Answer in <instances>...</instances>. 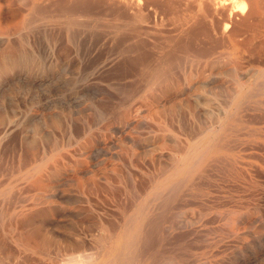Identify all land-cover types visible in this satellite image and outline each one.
Masks as SVG:
<instances>
[{
	"label": "rangeland",
	"instance_id": "374dc122",
	"mask_svg": "<svg viewBox=\"0 0 264 264\" xmlns=\"http://www.w3.org/2000/svg\"><path fill=\"white\" fill-rule=\"evenodd\" d=\"M30 1L0 0V264H66L68 260L72 262L73 258L74 263L77 260H83L77 261L79 264L83 262L85 264H169L170 262V264H264V119L256 125L249 117L251 109L264 101V89L261 87L256 92L248 91L254 79L252 75L262 76L260 80H264V50L259 58L254 59L249 56L247 40L251 28L248 27L249 25L245 28V25L248 22L251 26L252 22L246 16L247 12L243 20L242 14L230 11L242 3H247L252 6L253 11L258 8L262 12L264 0L263 2L217 0L218 3L216 0H204V4L200 2L201 5H198L197 0H177V3L175 0H163L164 2L141 0L139 8H132L124 0H104V2L103 0L102 2L100 0H57V2L54 0V4L58 7L52 6L53 3H46L47 5L43 3L38 7L39 11L47 7L43 12L48 14V17L45 14V18L43 12L36 10L41 15L39 18L38 14L32 11L33 18L36 14L38 16L35 20L32 18V12L28 13ZM222 2L229 7L226 5V8L222 10L219 6ZM65 4L70 10L65 13L66 16L63 19L64 14H61L59 6H65ZM204 5L208 10L206 11L208 16L204 14L206 13L203 11ZM248 5L247 9L250 7ZM43 7L45 8L42 10ZM55 7L59 9L61 16L63 15L61 17L57 14L60 21L56 15L54 17L51 15L59 13L58 10L55 11ZM143 8L144 10H141ZM71 9L74 10L72 13ZM52 10L55 12L52 13ZM11 11L16 14L14 15ZM211 11L212 14H210ZM90 12L91 14L95 12L96 15L93 16ZM214 12L218 15L217 17L214 16ZM198 13L201 14V18L197 16ZM236 14L241 17V22L246 21V23L239 24L240 18L238 16L236 18ZM29 15L30 18H28ZM69 15L77 19L71 18V21L74 20L71 23L68 19ZM137 15L141 16H138L140 21L134 23L138 20ZM229 15L231 28L226 29V32L228 30L233 32V29L238 28L241 34L246 31L243 36L238 33V30L236 31L240 38H245L242 39L244 42L239 37L235 38V42L240 40L241 42L238 43L243 42L242 45L229 43L227 39L229 33L220 35V32H225L223 27L228 24ZM232 15L233 19H231ZM130 16H136V18L132 17L136 20L129 18ZM220 16L225 19H221ZM258 16L257 14V18ZM55 17L59 21L56 26ZM203 17L206 18L205 21ZM48 18L50 21H47ZM67 19L68 23L65 22ZM209 19H211L210 23ZM213 19L224 21L221 23ZM261 20L264 21V15ZM132 22L136 24V27ZM40 23L46 24L45 27ZM199 23L201 26L198 25ZM68 24L71 25L68 26ZM238 24L242 27L243 24L245 25L242 28ZM103 25H108V29ZM263 25H260L258 29L260 32L264 28ZM242 29L245 31L241 32ZM207 30L211 34L207 35ZM102 32H120L121 34L118 37L116 33L114 37L113 34ZM149 32L152 34H148ZM155 32L156 41L153 40L154 44H152L151 38ZM162 32L164 36H160ZM187 32L191 34L188 35ZM157 34L161 42L156 38ZM144 36L146 39L143 38ZM221 37L224 44L221 42ZM117 38H121L118 39V42L121 40L120 43L117 42ZM147 38L151 40L152 46ZM217 38L221 40H218L220 43L216 42ZM179 40L182 42L179 43ZM155 43L159 45L154 46ZM125 44L126 46H123ZM161 44L165 45L161 46ZM119 45L123 46L122 49L125 47L124 49L130 51L128 53L126 52L128 50L122 51ZM163 47L167 48L169 54ZM160 48L161 50H158ZM137 51L141 57H137ZM145 51H149L148 54ZM118 53L121 58L116 55ZM151 55L153 60L150 59ZM142 56L147 58L138 63L141 58L143 59ZM158 57H163L166 61ZM167 59L171 63H168ZM129 60H131L130 63ZM131 68L132 70H129ZM160 68L165 71H163L165 75H160L162 73L159 72ZM153 70L156 72L154 73ZM231 74H233L232 78ZM159 75L162 78L169 75L170 77L167 76V78L170 79L168 81L164 78L167 82L162 81ZM191 78L192 82L189 85L182 83L185 79ZM236 78L243 79L246 84L239 100L241 101L239 113L233 116L235 111L233 85L236 86L234 81ZM156 81L160 82V86L154 84ZM151 86L154 87L153 91L150 90ZM176 86H179L181 92L179 89L171 90ZM227 92L233 100L227 96ZM150 96L151 100H149ZM220 100H223L222 103L225 101L224 104L220 103L221 107ZM233 101L234 104L231 105ZM211 109L217 110L213 112ZM145 114L149 118H145ZM127 116L130 118L128 119ZM165 116L168 117L169 122ZM236 118L239 121L235 122ZM212 119L214 120L211 121ZM162 121L164 126L161 125ZM180 123L187 128H183L179 125ZM199 128H201L200 131ZM161 129L165 131L162 132ZM202 129L205 130L202 131ZM213 129L217 130L215 134L218 137L212 141ZM175 132H178V135ZM210 141H212L211 146L208 148L205 160L198 163L191 172L171 178L167 185L158 188L159 184L179 166L180 149L182 150L179 147L191 149L194 146H204ZM252 146L256 150L260 148L263 152L255 151ZM244 148H246L245 151ZM176 149L179 153L178 150L175 151ZM251 153L263 163L255 160ZM160 155H162L161 158L158 157ZM166 156L171 159L168 160ZM165 168L168 169L165 170ZM159 169H163L164 174L161 175L162 172H159ZM158 214H160L159 218ZM156 217L158 220L155 219ZM144 224L146 226H143ZM110 229V233L113 234L110 236L111 239L107 240ZM145 239L146 243H144ZM149 239L153 244L156 242L157 247L153 246ZM150 245L152 250L149 248ZM85 249H88V254L94 253L89 254L90 256L97 258L94 260L88 257ZM137 255H139L138 259ZM182 255L185 256L182 257Z\"/></svg>",
	"mask_w": 264,
	"mask_h": 264
},
{
	"label": "bare ground",
	"instance_id": "6f19581e",
	"mask_svg": "<svg viewBox=\"0 0 264 264\" xmlns=\"http://www.w3.org/2000/svg\"><path fill=\"white\" fill-rule=\"evenodd\" d=\"M55 1L57 2V0H55ZM55 1H54V0H31V1H30V2H31V3H30V7H29V9H28V13H30V12H32V11H33L34 13H37V14H38V12H40V13H42L43 11L45 12V9H46L47 7H46V8L43 7L42 10L45 8L43 11H39L40 8H39V10H38V7L41 6L43 3H44V4H46V3H47V4H48V3H53V4H51L52 6H53V5H56V4H54ZM63 1H64V0H63ZM63 1H62V3H63ZM81 1H83V0H81ZM124 1H125L126 4L130 5L132 8H133V7H137V8H139L138 6H140L139 4H140V2H142L143 0H142V1H141V0H124ZM146 1L149 2L150 0H146ZM162 1H163V0H162ZM165 1H166V0H165ZM176 1H177V0H175V2H176ZM195 1H196V0H195ZM197 1H198V3H199L198 5H201L202 3L204 4V2H203L204 0H197ZM201 1H202V3H200ZM206 1H207V0H206ZM206 1H205V2H206ZM224 1H225V0H224ZM245 1L247 2L248 0H245ZM250 1H251V0H250ZM260 1H262V0H260ZM23 2H24V1H23ZM100 2H102V1L100 0ZM103 2H104V0H103ZM144 2H145V1H144ZM144 2H143V4H144ZM163 2H164V1H163ZM163 2H162V5H163ZM178 2H179V1H178ZM192 2H193V1H192ZM208 2H209V1H208ZM216 2H217V0H216ZM252 2H253V1H252ZM252 2H250V4H251ZM262 2H263V1H262ZM15 3H16V2H15ZM18 3H19V2H18ZM96 3H97V2H96ZM155 3H156V2H155ZM159 3H160V2H159ZM170 3H171V2H170ZM173 3H174V2H173ZM176 3H177V2H176ZM183 3H184V2H183ZM217 3H218V2H217ZM225 3H226V2H225ZM253 3H254V2H253ZM257 3H258V2H257ZM257 3H256V4H257ZM27 4H28V3H26V5H27ZM47 4H46V5H47ZM59 4H61L60 1H59ZM77 4H78V3H77ZM88 4H89V3H88ZM100 4H101V3H100ZM120 4H121V3H120ZM141 4H142V3H141ZM146 4H147V3H146ZM148 4H149V3H148ZM153 4H154V3H153ZM167 4H168V3H167ZM196 4H197V3H196ZM209 4H210V3H209ZM228 4H229V3H228ZM10 5H12V4H10ZM26 5H25V6H26ZM83 5H85V4H83ZM90 5H91V4H90ZM92 5H93V4H92ZM149 5H150V4H149ZM155 5H156V4H155ZM164 5H165V3H164ZM175 5H176V4H175ZM181 5H183V4L181 3ZM185 5H186V4H185ZM194 5H195V4H194ZM205 5H206V4H205ZM205 5H204V8L206 7ZM207 5H208V3H207ZM217 5H218V4H217ZM226 5H227V4H226ZM226 5L223 4V2H222V4H220L219 6H220V8L223 10V9L226 8ZM247 5H248L247 3H246V4H245V3H242L241 5H239L238 7H236V9H232V10H230V11H232V12H238V14H242V15H241V16H242V19H243V17L245 18V12H247L246 16H248V18H250V20H251V22H252V23L250 22V23H251V26H250V24H249L248 22H247V23H248V24H247L246 21H245V22H241V17H240L239 15H237V14H236V18H237V16H238V18H240V21H239V22H241V23H239V24L242 25V23H246V25L243 24V27H244V25H245V28H246L247 25H249L248 27L251 28L250 32H249V30H248V32H249V38H248L247 41H248V46H249V56L254 57V59H255V58H259L260 55L262 56V51L264 50V49H263V47H264V28H263L262 32H260V31L258 30L259 27H260V25L264 24V21L261 20V17H263V15H264V11L261 12V11L257 8V10H256V11L258 12V13H257L256 11H253V10H252V8H251L252 6H250V5H248V7L250 6V7H249L250 9H249V8L247 9V7H246ZM252 5H254V4H252ZM258 5H259V4H258ZM44 6H45V5H44ZM56 6L58 7V5H56ZM97 6H98V5H97ZM97 6H96V7H97ZM143 6H145V4H144ZM173 6H174V5H173ZM176 6L178 7V5H176ZM187 6H188V5H187ZM202 6H203V5H202ZM208 6H209V5H208ZM208 6H207V8H209ZM227 6H228V5H227ZM256 6H257V5H256ZM5 7H6V6H5ZM10 7H11V6H10ZM23 7H24V6H23ZM59 7H60V10H61L62 13L59 11V9H57V8L55 7V8H56L55 11L58 10L59 13L57 12L56 14L54 13V14H51V15H53V17H54L55 15L57 16V14H59L60 16H61V14H64V17H63V19H64L65 16H66L65 13L68 12V11L70 10V9H69V6L66 7V4H65V6H62V5H61V6H59ZM86 7H87V5H86ZM128 7H129V6H128ZM146 7H147V6H146ZM159 7H160V6H159ZM185 7H186V6H185ZM228 7H229V6H228ZM228 7H227V8H228ZM231 7H232V6H231ZM253 7H255V5H254ZM257 7H258V6H257ZM262 7H263V10H264V4H263ZM27 8H28V7H27ZM70 8H71V6H70ZM74 8H75V7H74ZM87 8H88V7H87ZM165 8H166V7H165ZM199 8H201V7H199ZM202 8H203V7H202ZM204 8H203V11H205V12L208 11L206 8H205L206 10H204ZM18 9H19V8H18ZM24 9H25V8H24ZM48 9H49V8H48ZM48 9H47V10H48ZM51 9H52V8H51ZM82 9H83V8H82ZM105 9H106V8H105ZM124 9H125V8H124ZM163 9H164V8H163ZM177 9H178V8H177ZM195 9H196V8H195ZM260 9H262V8H260ZM20 10H21V8H20ZM20 10H19V11H20ZM25 10H26V9H25ZM36 10H38V12H37ZM72 10H73V9H71V13H72ZM77 10H78V8H77ZM108 10H109V9H108ZM127 10H128V8H127ZM134 10H136V9H134ZM141 10H144V8L141 9ZM155 10H156V9H155ZM157 10H158V9H157ZM171 10H173V9H171ZM181 10H182V9H181ZM200 10H202V9H200ZM216 10H218V9H216ZM15 11H16V10H15ZM22 11H24V10H22ZM53 11H54V10H52V13H53ZM55 11H54V12H55ZM73 11H74V10H73ZM75 11H76V10H75ZM89 11H90V10H89ZM89 11H87V12H89ZM131 11H132V10H131ZM158 11H159V10H158ZM167 11H168V10H167ZM184 11H185V9H184ZM209 11H210V10H209ZM226 11H227V10H226ZM230 11H229V12H230ZM11 12H14V11H11ZM33 12H32V18L34 17V16H33V15H34ZM44 12H43V13H44ZM79 12H80V11H79ZM104 12H105V11H104ZM137 12H138V11H137ZM142 12H143V11H142ZM142 12H141L140 14H142ZM145 12H146V11H145ZM162 12H163V11H162ZM198 12H199V10H198ZM200 12H201V11H200ZM22 13H23V12H22ZM40 13L38 14V16L40 15ZM60 13H61V14H60ZM98 13H99V12H98ZM106 13H107V12H106ZM133 13H134V12H133ZM178 13H179V12H178ZM202 13H203V12H202ZM209 13H210V12H209ZM225 13H226V12H225ZM225 13H223V14L225 15ZM11 14H12V13H11ZM15 14H16V13L14 12V15H15ZM30 14H31V13H30ZM37 14H36V17H38ZM45 14H46V13H44L43 15L45 16ZM67 14H68V13H67ZM69 14H70V13H69ZM74 14H76V12H75ZM78 14H79V13H78ZM78 14H77V15H78ZM80 14H81V13H80ZM80 14H79V15H80ZM90 14H91V12H90ZM94 14H95V12H94ZM94 14H91V15L94 16ZM138 14H139V13H138ZM145 14H146V13H145ZM154 14H155V13H154ZM154 14H153V16H154ZM166 14H167V13H166ZM168 14H169V13H168ZM174 14H176V12H174ZM198 14H200V13H198ZM198 14H197V16H198L199 18H201V14H200V16H199ZM204 14H205L206 16H208L207 12L204 13ZM210 14H212V11H211ZM218 14H220V13H218ZM243 14H244V15H243ZM257 14L259 15L258 18H257ZM43 15H42V16H43ZM59 15L57 16L58 19L60 18ZM70 15H72V14H70ZM70 15H69V16H70ZM95 15H96V14H95ZM107 15H108V14H107ZM113 15H114V14H113ZM119 15H120V14H119ZM134 15H135V14H134ZM171 15H172V14H171ZM215 15H216V17L218 16V15L214 12V16H215ZM220 15H221V14H220ZM233 15H234V14H233ZM233 15H232V18H231V19H233ZM21 16H22V15H21ZM40 16H41V15H40ZM40 16H39V18H41ZM44 16L42 17L43 19H44ZM46 16L48 17L49 15L46 14ZM46 16H45V18H46ZM62 16H63V15H62ZM62 16H61V17H62ZM84 16H85V14H84ZM111 16H112V15H111ZM117 16H118V15H117ZM138 16H140V15H137V18H138ZM145 16H146V15H145ZM153 16H152V17H153ZM157 16H158V15H156V17H157ZM162 16H163V15H162ZM173 16H174V15H173ZM206 16H205V17H206ZM209 16H210V15H209ZM225 16H226V15H225ZM27 17H28V16H27ZM30 17H31V16L29 15L28 18H30ZM36 17H35V18H36ZM51 17H52V16H51ZM67 17H68V16H67ZM78 17H79V16H78ZM86 17H87V16H86ZM132 17H134V16H130L129 18H132ZM140 17H141V16H140ZM143 17H144V16H143ZM149 17H150V16H149ZM154 17H155V16H154ZM234 17H235V16H234ZM20 18H21V17H20ZM32 18H31V19H32ZM35 18H33V20H35ZM39 18H38V22H39ZM71 18L74 19V17L70 16V17H68L69 21H71V20H70ZM80 18H81V17H80ZM82 18H83V17H82ZM82 18H81V19H82ZM88 18H89V15H88ZM96 18H97V17H96ZM103 18H104V17H103ZM109 18H110V17H109ZM115 18H116V15H115ZM134 18H136V16H135ZM199 18H198V19H199ZM208 18H209V17H208ZM220 18L223 19L224 17H221V16H220ZM246 18H247V17H246ZM248 18H247V19H248ZM52 19H53V18H52ZM54 19H56V17H55ZM54 19H53V21H54ZM68 19H67L65 22L68 23ZM73 19H72V20H73ZM75 19H77V18H75ZM75 19H74V20H75ZM101 19H102V18H101ZM113 19H114V18H113ZM113 19H112V20H113ZM117 19H118V18H117ZM132 19H133V18H132ZM146 19H147V18H146ZM146 19H145V20H146ZM202 19L205 21L206 18L204 19V17H203ZM221 19H220V20H219V19H216V20L213 19V21H214V20H215V21H218V20H219L218 22H220ZM224 19H225V18H224ZM234 19H235V18H234ZM26 20H27V19H26ZM26 20H25V21H26ZM33 20H32V21H33ZM41 20H42V19H41ZM41 20H40V21H41ZM48 20L50 21L49 18L47 19V21H48ZM74 20H73V21H74ZM84 20H85V19H84ZM102 20H103V19H102ZM133 20H136V19H133ZM162 20H163V19H162ZM186 20H187V19H186ZM210 20H211V19L208 20L209 23L211 22ZM243 20H244V19H243ZM20 21H21V20H20ZM20 21H19L18 23H20ZM27 21H28V20H27ZM29 21H30V19H29ZM44 21H46V20L44 19ZM44 21H42V22L44 23ZM53 21H52V22H53ZM59 21H60V19H59ZM59 21H58L57 19L55 20V22H56V23H55V26H56V24L59 23ZM61 21H62V20H61ZM73 21H71V23H72ZM109 21H110V20H109ZM127 21H128V20H127ZM127 21H126V22H127ZM136 21H137V22H134V23H139L138 21H140V19L138 18V20H136ZM141 21H142V19H141ZM151 21H152V20H151ZM208 21H207V22H208ZM223 21H224V20H222L221 23H223ZM247 21H248V20H247ZM62 22H63V21H62ZM62 22H60V23H62ZM65 22H64V23H65ZM113 22H115V21H113ZM164 22H165V21H164ZM186 22H187V21H186ZM198 22H199V21H198ZM207 22H206V23H207ZM227 22H228V24H226V25L224 24L225 26L223 27V31H225V32H220V33H221V34H220L221 36L224 35L225 33H229V37H228L227 39H228L229 43H232V44H233V43H236V44H237L240 40L245 39V38H242V37L240 38V37H239L240 35L243 36V34L246 32V31L243 30V29H242V31H241V30H240V31H241V32L245 31V32H243V34H241V33L239 32V28H238V29L236 28V29L238 30V33H239L240 35L236 32L237 30H234V29H233V32H231L232 30H231V31L228 30L229 32H228V31L226 32V29H228V28L230 29V28H231V27H229V23H230V15H229V17H227ZM227 22H225V23H227ZM231 22H232V21H231ZM236 22H238V21H236ZM28 23H29V22H28ZM34 23H35V22H34ZM36 23H37V22H36ZM43 23H40V24H42L41 26L46 25V24H43ZM49 23H50V22H49ZM78 23H79V22H78ZM84 23H85V22H84ZM109 23H110V22H109ZM127 23H128V22H127ZM159 23H160V22H159ZM187 23H188V22H187ZM213 23H214V22H213ZM213 23H212V24H213ZM233 23H235V21H234ZM25 24H27V22H25ZM40 24H39V25H40ZM51 24H52V23H51ZM53 24H54V23H53ZM74 24H75V22H74ZM74 24H72V26H73ZM79 24H80V23H79ZM103 24H104V23H103ZM111 24H112V23H111ZM128 24H129V23H128ZM132 24H133V22H132ZM140 24L143 25L144 23H143V24L140 23ZM156 24H158V23H156ZM163 24H164V23H163ZM188 24H189V23H188ZM201 24H202V23H201ZM203 24H204V22H203ZM239 24H238V26H240ZM10 25H11V24H10ZM27 25H28V24H27ZM36 25H37V24H36ZM47 25H48V24H47ZM60 25H61V24H60ZM62 25H63V24H62ZM66 25H67V24H66ZM70 25H71V24H68V26H70ZM135 25H136V24H135ZM135 25L133 24V26H135ZM185 25H186V24H185ZM198 25L201 26L200 23H199ZM205 25H206V24H205ZM213 25L215 26V24H213ZM213 25H212V26H213ZM216 25H217V23H216ZM236 25H237V23H236ZM52 26H53V25H52ZM58 26H59V25H58ZM76 26H77V25H76ZM83 26H84V25H83ZM107 26H108V25H107ZM107 26H104V25H103V27H107ZM149 26H150V25H149ZM155 26H157V25H155ZM181 26H183V25H181ZM199 26H197V28H198ZM210 26H211V25H210ZM218 26H219V25H218ZM231 26H232V25H231ZM263 26H264V25H263ZM5 27H6V26H5ZM44 27H45V26H44ZM46 27H47V26H46ZM60 27H61V26H60ZM85 27H86V26H85ZM110 27H111V26H110ZM114 27H115V25H114ZM135 27H136V26H135ZM144 27H145V26H144ZM178 27H179V25H178ZM203 27H204V26H203ZM203 27H202V28H203ZM220 27H221V25H220ZM232 27H233V26H232ZM235 27H237V26H235ZM235 27H234V28H235ZM240 27H242V26H240ZM243 27H242V28H243ZM11 28H12V27H11ZM24 28H25V27H24ZM49 28H50V27H49ZM57 28H58V27H57ZM68 28H69V27H68ZM78 28H79V27H78ZM94 28H95V27H94ZM170 28H171V27H170ZM179 28H180V27H179ZM209 28H210V27H209ZM215 28H217V27L215 26ZM46 29H47V28H46ZM50 29H51V28H50ZM60 29H61V28H60ZM103 29H104V28H103ZM107 29H108V27H107ZM112 29H114V28H112ZM177 29H178V28H177ZM187 29H188V28H187ZM219 29H220V28H219ZM10 30H11V29H10ZM56 30H57V29H56ZM76 30H77V29H76ZM158 30H159V29H158ZM189 30H191V29H189ZM213 30H215V29H213ZM6 31H8V30H6ZM131 31H132V30H131ZM144 31H145V30H144ZM147 31H148V30H147ZM152 31H153V30H152ZM169 31H170V30H169ZM171 31H172V30H171ZM183 31H184V30H183ZM193 31H194V30H193ZM204 31H205V30H204ZM209 31H210V30H209ZM234 31H235V32H234ZM4 32H5V31H4ZM50 32H51V31H50ZM69 32H70V31H69ZM134 32H135V31H134ZM140 32H141V31H140ZM78 33H79V32H78ZM94 33H95V32H94ZM94 33H93V34H94ZM96 33H98V32H96ZM96 33H95V34H96ZM102 33H105V34H106V33H109V34H111V35H112V34H113V35H114V34L116 35V33H117V34H118V37H119V34H121L120 32H102ZM102 33H101V34H102ZM124 33H125V32H124ZM127 33H128V32H127ZM142 33H143V32H142ZM142 33H141V35H143ZM145 33H146V32H145ZM157 33H159V32L157 31ZM165 33H167V34L169 35L168 32L165 31ZM172 33H173V32H172ZM172 33H171V34H172ZM183 33H184V32H183ZM187 33H188V32H187ZM189 33H190V32H189ZM189 33H188V35H189ZM198 33H200V32H198ZM207 33H208V30H207ZM214 33H215V32H214ZM216 33H217V32H216ZM218 33H219V31H218ZM76 34H77V33H76ZM129 34H130V33H129ZM146 34H147V33H146ZM148 34H150V32H149ZM151 34H152V32H151ZM151 34H150V35H151ZM184 34H186V33H184ZM184 34H183V35L181 34V35L184 36ZM190 34H191V33H190ZM194 34H195V33H194ZM204 34H205V33H204ZM209 34H211V33H208L207 35H209ZM58 35H59V34H58ZM115 35H114V37H115ZM132 35H134V33H132ZM141 35H140V36H141ZM154 35H156V32L153 33V35H152V36H153V37L151 38V39H152V44H154V43H153V42H154L153 40L156 41ZM158 35H159V34H157V36H156L157 39L160 38ZM168 35H166V36H167L166 38H168ZM186 35H187V34H186ZM197 35H198V34H197ZM59 36H60V35H59ZM94 36H95V35H94ZM105 36H106V35H104V37H105ZM123 36H124V35H123ZM146 36H149V35H146ZM160 36H164L163 32H162V35H160ZM173 36L175 37V34H174ZM179 36H180V35H179ZM179 36H178V37H179ZM192 36H193V32H192ZM204 36L206 37V34H205ZM213 36H217V35H214V34H213ZM244 36H245V35H244ZM247 36H248V35H247ZM54 37H55V36H54ZM84 37H85V35H84ZM102 37H103V36H102ZM104 37H103V38H104ZM150 37H151V36H150ZM150 37H149V39H150ZM169 37L172 38V36H169ZM180 37H181V36H180ZM211 37H212V36H211ZM211 37H208V38L212 39ZM237 37H239L240 40L238 39L239 41H238V42H237V41L235 42V40H236L235 38H237ZM48 38H49V36H48ZM52 38H53V37H52ZM76 38H78V37L76 36ZM95 38H96V37H95ZM106 38H107V37H106ZM121 38H122V37H121ZM121 38H117V39H116L117 42H118V39H121ZM125 38H126V37H125ZM143 38L146 39L145 36H144ZM166 38H165L164 40H166ZM191 38H192V37H191ZM191 38H189V39H191ZM221 38H222V37H221ZM57 39H58V38H57ZM57 39H56V40H57ZM59 39H60V38H59ZM129 39H130V38H129ZM137 39H138V37H137ZM140 39H141V38H140ZM145 39H143V41H144ZM149 39L147 38L148 41H149ZM161 39H163V38L161 37ZM176 39H178V38H176ZM176 39H175V40H176ZM180 39H181V38H180ZM61 40H62V39H61ZM97 40H100V39L97 38ZM106 40H107V39H106ZM122 40H123V39H122ZM127 40H128V39H127ZM147 40H145V41H147ZM168 40H169V39H168ZM181 40H182V39H181ZM181 40H179L178 42L180 43ZM214 40H215V39H214ZM216 40H217V41H216ZM216 40H215V41H216L217 43H218L219 41H221V40H219L218 38H217ZM218 40H219V41H218ZM120 41H121V40H120ZM120 41H119L118 43H120ZM139 41H140V40H139ZM143 41H142V42H143ZM158 41L161 42L160 39H159ZM170 41H171V40H170ZM170 41H169V42L167 41V42H168V43H171ZM208 41H209V40H208ZM212 41H213V40H211V42H212ZM223 41H224V40H223V38H222V41H221V42L224 44ZM242 41L244 42V40H242ZM56 42H57V41H56ZM95 42H96V40H95ZM97 42H98V41H97ZM167 42H166V43H167ZM172 42H173V41H172ZM181 42H182V41H181ZM187 42H188V41H187ZM200 42H201V41H200ZM240 42H241V41H240ZM240 42H239V43H240ZM243 42H242V43H243ZM245 42H246V41H245ZM81 43H83V42H81ZM90 43H91V42H90ZM125 43H127V42H125ZM144 43H145V42H144ZM144 43H143V44H144ZM148 43L151 45V40H150ZM148 43H147V44H148ZM156 43H157V42H156ZM156 43H155L154 46L159 45V43H158L157 45H156ZM198 43H199V42H198ZM213 43H214V42H212L211 44H213ZM219 43H220V42H219ZM222 43H221V44H222ZM225 43H226V42H225ZM239 43H238V45H242V43H241V44H239ZM122 44H123V43H122ZM149 44H148V46H149ZM162 44H163V43H162ZM162 44H161V46H164V45H165V44H164V45H162ZM171 44H172V43H171ZM177 44H178V43H177ZM188 44H189V43H188ZM200 44H201V43H200ZM209 44H210V43H209ZM223 44H222V46H223ZM243 44H244V43H243ZM58 45H59V43H58ZM58 45H57V47H58ZM79 45H80V44H79ZM82 45H83V44H82ZM93 45H94V44H93ZM127 45H128V44H127ZM140 45H141V44H140ZM189 45H190V44H189ZM204 45H206V44H204ZM216 45H217V44H216ZM119 46H120V45H119ZM123 46H126V44L123 45ZM123 46H120V48L123 47ZM142 46H144V45H142ZM151 46H152V45H151ZM170 46H171V45H170ZM218 46H219V45H218ZM246 46H247V45H246ZM60 47H61V46H60ZM63 47H64V46H63ZM106 47H107V46H106ZM106 47H105V48H106ZM137 47H138V46H137ZM145 47H146V45H145ZM159 47H160V46H158V48H159ZM165 47H166V46H165ZM179 47H180V46H179ZM184 47H185V46H184ZM184 47H183V48H184ZM211 47H212V46H211ZM215 47H216V46H215ZM241 47H242V46H241ZM244 47H245V46L243 45V48H244ZM124 48H125V47H124ZM124 48H123V49H124ZM126 48H127V47H126ZM128 48H130V47L128 46ZM138 48H140V47H138ZM138 48H137V49H138ZM142 48H143V47H142ZM152 48H153V47H152ZM161 48H162V47H161ZM161 48L158 49V50H161ZM209 48H210V47H209ZM62 49H63V48H62ZM80 49H81V48H80ZM103 49H104V48H103ZM121 49H122V48H121ZM121 49H120V50H121ZM123 49H122V51H124V50H128V51H126L127 53L130 51L129 49H124V50H123ZM163 49H164V47H163ZM163 49H162V50H163ZM166 49H167V48H166ZM166 49H164V50H166ZM178 49H179V51H180V48H178ZM178 49H177V50H178ZM189 49H190V48H189ZM198 49H199V48H198ZM198 49H196V50H198ZM217 49H218V47H217ZM246 49H247V47H246ZM55 50H56V49H55ZM57 50H58V49H57ZM67 50H68V49H67ZM92 50H93V49H92ZM101 50H102V49H101ZM108 50H109V49H108ZM110 50H111V49H110ZM120 50H119V51H120ZM142 50H143V49H142ZM153 50H155V48H154ZM201 50H202V49H201ZM204 50H205V49H204ZM211 50H212V49H211ZM215 50H216V49H215ZM59 51H60V50H59ZM59 51H58V52H59ZM81 51H82V50H81ZM119 51H118V52H119ZM166 51L168 52V50H166ZM244 51H245V50H244ZM100 52H101V51H100ZM116 52H117V51H116ZM120 52H121V51H120ZM124 52H125V51H124ZM138 52H139V51H137V53H136V54H138L137 57L141 55V54H139ZM145 52H147V51H145ZM145 52H143L144 55L142 54L144 57H145ZM148 52H149V51H148ZM148 52H147V54H148ZM183 52H184V51H183ZM201 52H202V51H201ZM201 52H200V53H201ZM91 53H92V52H91ZM102 53H103V52H102ZM140 53H142V51H141ZM156 53H158V52H156ZM159 53H160V52H159ZM163 53H164V52H163ZM176 53H177V52H176ZM181 53H182V52H181ZM191 53H192V51H191ZM198 53H199V52H198ZM198 53H197V54H198ZM227 53H229V52H227ZM231 53H232V52H231ZM70 54H71V53H70ZM122 54H123V53H122ZM122 54H121V55H122ZM149 54H150V53H149ZM168 54H169V52H168ZM218 54H220V53H218ZM68 55H69V54H68ZM96 55H97V54H96ZM112 55H113V54H112ZM116 55H119V53L116 54ZM123 55H124V54H123ZM126 55H128V54H126ZM126 55H125V56H126ZM129 55H130V54H129ZM174 55H175V54H174ZM193 55H194V54H193ZM198 55H199V54H198ZM247 55H248V54H247ZM66 56H67V55H66ZM84 56H85V55H84ZM143 56H142V57H143ZM151 56H152V55H151ZM154 56H155V54H154ZM164 56H165V55H164ZM178 56H179V55H178ZM201 56H203V55H201ZM227 56H228V55H227ZM110 57H112V56L110 55ZM118 57L121 58L120 55H119ZM140 57H141V56H140ZM144 57H143V59L141 58V61H139V62L137 61V62H138V63H141L144 59L147 58V57H146V58H144ZM149 57H150V56H149ZM160 57H161V56H160ZM179 57H180V56H179ZM263 57H264V55H263ZM119 58H118V59H119ZM158 58H159V57H158ZM223 58H224V57H223ZM243 58H244V57H243ZM125 59H126V58H125ZM125 59H124V62H125ZM150 59L153 60V56L150 57ZM159 59H163V57H162V58H159ZM207 59H208V58H207ZM217 59H218V58H217ZM224 59H225V58H224ZM232 59H235V58H232ZM250 59H251V58H250ZM263 59H264V58H263ZM61 60H62V59H61ZM92 60H93V59H92ZM127 60H128V59H127ZM134 60H135V59H134ZM136 60H139V59H136ZM147 60H148V59H147ZM154 60H155V59H154ZM157 60H158V59H157ZM175 60H177V59L175 58ZM182 60H183V59H182ZM189 60H190V59H189ZM218 60H219V59H218ZM218 60H217V61H218ZM227 60H229V59H227ZM258 60L261 61L260 59H258ZM88 61H89V60H88ZM120 61H121V59H120ZM130 61H131V60H129V63H130ZM144 61H145V60H144ZM161 61H162V60H161ZM163 61H166V60L163 59ZM167 61H168V63L170 62L169 59H167ZM190 61H191V60H190ZM203 61H204V60H203ZM203 61H202V62H203ZM252 61H253V60H252ZM134 62H135V61H134ZM137 62H136V63H137ZM148 62H149V61H148ZM172 62H173V61H172ZM187 62H188V61H187ZM209 62H210V61H209ZM231 62H232V61H231ZM249 62H250V61H249ZM117 63H118V62H117ZM122 63H123V61H122ZM125 63H127V62H125ZM129 63H128V64H129ZM131 63L133 64V62H131ZM145 63H147V62H145ZM145 63H144V64H145ZM157 63H158V62H157ZM161 63H162V62H161ZM170 63H171V62H170ZM108 64H109V63H108ZM113 64H114V63H113ZM149 64H150V63H149ZM162 64H165V63H162ZM181 64H182V63H181ZM193 64L196 65V63H193ZM230 64H231V63H230ZM238 64H239V63H238ZM116 65H117V64H116ZM136 65H139V64H136ZM168 65H169V64H168ZM174 65H175V64H174ZM127 66H128V65H127ZM127 66H126V67H127ZM130 66H131V65H130ZM147 66H148V65H147ZM147 66H146V67H147ZM162 66H163V65H162ZM165 66H166V64H165ZM171 66H172V65H171ZM233 66H235V65H233ZM121 67H123V66L121 65ZM121 67H120V69H121ZM134 67H135V66H134ZM163 67H164V66H163ZM166 67L168 68V66H166ZM169 67H170V66H169ZM241 67H242V66H241ZM84 68H85V67H84ZM90 68H91V67H90ZM112 68H113V66H112ZM124 68H125V67H124ZM137 68H138V67H136V69H137ZM157 68H158V67H157ZM171 68H172V67H171ZM174 68H175V67H174ZM237 68H238V67H237ZM247 68H248V66H247ZM134 69H135V68H134ZM144 69H145V68H144ZM150 69H151V68H150ZM154 69H155V68H154ZM160 69H161V68H160ZM169 69H170V68H169ZM191 69H192V68H191ZM198 69H199V68H198ZM232 69H233V68H232ZM248 69H250V67H249ZM122 70H124V69H122ZM129 70H132V68L129 69ZM148 70H149V69H148ZM156 70H157V69H156ZM161 70H162V69H161ZM161 70H159V72H162V73H163L164 70H162V71H161ZM170 70H171V69H170ZM185 70H186V69H185ZM194 70H195V69H194ZM240 70H241V69H240ZM114 71H115V68H114ZM124 71H125V70H124ZM127 71H128V70H127ZM141 71H143L142 68H141ZM144 71H145V70H144ZM151 71H152V69H151ZM153 71H154V70H153ZM173 71H174V69H173ZM192 71H193V70H192ZM226 71H227V70H226ZM228 71H229V70H228ZM1 72H2V70H1ZM115 72H116V71H115ZM117 72H118V71H117ZM120 72H121V71H120ZM134 72H135V71H134ZM136 72H137V71H136ZM145 72H146V71H145ZM155 72H156V71H154V73H155ZM157 72H158V71H157ZM164 72H165V71H164ZM197 72H198V70H197ZM122 73H123V77H124V72L122 71ZM131 73H132V71H131ZM143 73H144V72H143ZM148 73H149V72H148ZM154 73H153V74H154ZM162 73L160 74L161 76H162V75H165L164 73H163V74H162ZM170 73H171V72H170ZM173 73H174V72H173ZM234 73L236 74L237 72H234ZM94 74H95V70H94ZM135 74H136V73H135ZM145 74H146V73H145ZM149 74H150V73H149ZM194 74H195V73H194ZM194 74H192V75H194ZM198 74H199V73H198ZM198 74H197V75H198ZM250 74H251V73H250ZM260 74H262V73H260ZM263 74H264V73H263ZM142 75H143V74H142ZM154 75H157V74H154ZM160 75H159V76H160ZM185 75H188V74H185ZM190 75H191V74H190ZM231 75H232V76H231V78H232V77H233V74H231ZM238 75H240V74H238ZM241 75H242V74H241ZM248 75H249V74H248ZM248 75H247V76H248ZM136 76H137V75H136ZM161 76H160V78L162 79V81H165L166 79L164 80V78H167V76H169V75H166V77H163V78H162ZM173 76H174V75H173ZM249 76H250V75H249ZM96 77H97V76H96ZM120 77H121V76H120ZM149 77H150V76H149ZM156 77H157V76H155V78H156ZM169 77H170V76H169ZM187 77H189V75H188ZM252 77H253L254 79H253L252 84H251L250 87L248 88V91H255V92H256L257 89H259V88H261V87L264 89V80H263V81L260 80V77H262V76H255V75L253 76V75H252ZM263 77H264V76H263ZM116 78H117V77H116ZM124 78H125V77H124ZM128 78H129V77H128ZM139 78H140V75H139ZM243 78H244V76H243ZM245 78H246V77H245ZM247 78H248V77H247ZM250 78H251V77H250ZM107 79H108V78H107ZM118 79L120 80V78H118ZM141 79H143V78H141ZM158 79H159V78H158ZM169 79H170V78H169ZM169 79L167 78L168 81H169ZM174 79H175V78H174ZM104 80H105V79H104ZM108 80H109V79H108ZM112 80H113V79H112ZM143 80H144V79H143ZM151 80H153V79H151ZM156 80H157V78H156ZM167 80H166L165 82H167ZM171 80H173L172 77H171ZM176 80H177V79H176ZM179 80H181V79L179 78ZM191 80H192V78H191V79H185L184 82H182V83H184V84H188V85H189L190 82H192ZM220 80H221V79H220ZM244 80H245V79H244ZM247 80H248V79H247ZM249 80H250V79H249ZM109 81H111V80H109ZM114 81H115V80H114ZM138 81H139V80H138ZM153 81H155V80H153ZM177 81H178V80H177ZM177 81H173V82H177ZM181 81H183V80H181ZM234 81H236V86L233 85V88H235V91H234L235 94L233 93V94H234L233 99H234V101H235V111H234V113H233V116H234L236 113H237V114L239 113L238 110H239V107L241 106V101L239 102V100H240V98H241V93L244 92L245 84H246V81L244 82L243 79L241 80V79H237V78H236V80H234ZM140 82H141V81H140ZM158 82H159V81H156V83H154V84L157 85V86H158V84H159V86H160V82H159V83H158ZM178 82H179V81H178ZM193 82H194V81H193ZM229 82H230V81H229ZM231 82H232V81H231ZM135 83H136V81H135ZM141 83H142V82H141ZM161 83L163 84V82H161ZM182 83H180V84H182ZM217 83H218V82H217ZM130 84H131V83H130ZM154 84H153V86H154ZM162 84H161V85H162ZM177 84H178V83H177ZM180 84H179V86H180ZM191 84H192V83H191ZM118 85H119V84H118ZM118 85H117V86H118ZM125 85H126V84H125ZM150 85H152V84L150 83ZM168 85H169V83H168ZM174 85H175V84H174ZM213 85H214V84H213ZM221 85H222V84H221ZM112 86H113V85H112ZM153 86H151L150 90H152V88H154ZM179 86H176L175 88H173V89H171V90H175V91H177V89H179ZM183 86H185V85H183ZM193 86H194V84H193ZM193 86H192V87H193ZM219 86H220V85H219ZM225 86H226V85H225ZM122 87H123V86H122ZM171 87H172V86H171ZM181 87H182V85H181ZM201 87H202V85H201ZM209 87H210V86H209ZM127 88H128V87H127ZM156 88H157V87H156ZM184 88H185V87H184ZM194 88H195V87H194ZM194 88H193V90H194ZM211 88H212V87H211ZM211 88H208V89H211ZM213 88H215V87H213ZM229 88H231V87H229ZM120 89H121V88H120ZM137 89H138V88H137ZM161 89H163V88H161ZM181 89H182V88H181ZM195 89H196V88H195ZM198 89H199V87H198ZM117 90H119V89H117ZM121 90H122V89H121ZM127 90H128V89H127ZM127 90H126V91H127ZM132 90H133V89H132ZM179 90H180V89H179ZM222 90H223V89H222ZM233 90H234V89H233ZM123 91H124V90H123ZM152 91H153V90H152ZM160 91H161V90H160ZM156 92H157V91H156ZM180 92H181V90H180ZM232 92H233V91H232ZM255 92H254V93H255ZM148 93H149V92H148ZM187 93H188V92H187ZM216 93H217V92H216ZM228 93H229V92H227V94H228ZM182 94H183V92H182ZM191 94H192V93H191ZM221 94H223L222 91H221ZM233 94H232V95H233ZM243 94H244V93H243ZM153 95H154V94H153ZM164 95H165V94H164ZM146 96H147V95H146ZM180 96H181V95H180ZM183 96H185V95H183ZM192 96H193V95H192ZM194 96H196V95H194ZM194 96H193V97H194ZM215 96H216V95H215ZM225 96H226V95H225ZM227 96L230 97L229 94H228ZM160 97H161V96H160ZM193 97H192V99H194ZM176 98H177V97H176ZM183 98H186V97H183ZM221 98L223 99V97H221ZM227 98H228V97H227ZM230 98H231V97H230ZM242 98H243V97H242ZM188 99H189V98H188ZM188 99H187V100H188ZM212 99H213V98H212ZM218 99H219V96H218ZM231 99H232V98H231ZM231 99H229V100H231ZM233 99H232V100H233ZM106 100H107V99H106ZM112 100H113V99H112ZM147 100H148V99H147ZM149 100H151V96H150V99H149ZM176 100H177V99H176ZM183 100H184V99H183ZM183 100H182V101H183ZM185 100H186V99H185ZM199 100H200V99H199ZM168 101H169V100H168ZM168 101H167V102H168ZM171 101H172V100H171ZM174 101H175V100H174ZM203 101H204V100H203ZM203 101H202V102H203ZM222 101H223V100H220V102H219V101H217V102H219V104H220V103H222ZM234 101L231 102V105L234 104ZM237 101H238V102H237ZM159 102H160V100H159ZM180 102H181V101H180ZM191 102H192V101H191ZM210 102H212V101H210ZM229 102H230V101H229ZM121 103H122V102H121ZM148 103H149V102H148ZM164 103H165V102H164ZM170 103H171V102H170ZM173 103H174V102H173ZM175 103H176V102H175ZM185 103H186V102H184V104H185ZM224 103H225V101H224L222 104H224ZM227 103H228V102H227ZM227 103H226V105H227ZM232 103H233V104H232ZM98 104H99V103H98ZM101 104H102V103H101ZM157 104H158V103H157ZM179 104H180V103H179ZM181 104H182V103H181ZM208 104H210V103H208ZM208 104H207V105H208ZM96 105H97V104H96ZM141 105H142V104H141ZM159 105H160V104H159ZM159 105H158V106H159ZM164 105H165V104H164ZM175 105H176V104H175ZM194 105H195V104H194ZM142 106H143V105H142ZM158 106H157V107H158ZM171 106H172V105H171ZM178 106H179V105H178ZM182 106H183V105H182ZM182 106H181V107H182ZM184 106H185V105H184ZM195 106H196V105H195ZM208 106H210V105H208ZM208 106H207V107H208ZM214 106H215V105H214ZM227 106H228V105H227ZM175 107H176V106H175ZM210 107H211V106H210ZM210 107H209V108H210ZM216 107H217V106H216ZM220 107H221V104H220ZM110 108H111V107H110ZM130 108H131V107H130ZM133 108H134V107H133ZM153 108H154V106H153ZM153 108H152V109H153ZM192 108H193V106H192ZM227 108H228V107H227ZM150 109H151V108H150ZM150 109H149V110H150ZM155 109H156V107H155ZM155 109H154V110H155ZM184 109H185V108H184ZM187 109H188V108H187ZM198 109H199V108H198ZM204 109H205V108H204ZM131 110H132V109H131ZM139 110H140V108H139ZM158 110H159V109H158ZM158 110H156V111H158ZM168 110H169V109H168ZM168 110H167V112H169ZM175 110H176V109H175ZM185 110H186V109H185ZM211 110H212V109H211ZM216 110H217V109H216ZM216 110H214V111L216 112ZM218 110H219V109H218ZM222 110H223V109H222ZM226 110H227V109H226ZM127 111H128V110H126V112H127ZM212 111H213V110H212ZM212 111H210V112H212ZM214 111H213V112H214ZM132 112H133V111H132ZM147 112H148V111H147ZM152 112H153V111H152ZM152 112H151V113H152ZM159 112H160V110H159ZM175 112H176V111H175ZM201 112H202V111H201ZM219 112H220V110H219ZM221 112H222V111H221ZM223 112H225V111H223ZM108 113H109V112H108ZM129 113H130V112H129ZM129 113H128V114H129ZM149 113H150V111H149ZM153 113H154V112H153ZM157 113H158V112H157ZM217 113H218V112H217ZM226 113H227V112H226ZM133 114H134V113H133ZM143 114H144V113H143ZM147 114H148V113H147ZM181 114H182V113H181ZM209 114H210V113H209ZM212 114H213V113H212ZM214 114H215V113H214ZM106 115H108V114H106ZM148 115H149V114H148ZM156 115H157V114H156ZM156 115H154V116H156ZM207 115H208V114H207ZM220 115H221V114H220ZM149 116H150V115H149ZM149 116H147V115L145 114V118H147V117L149 118ZM157 116H158V115H157ZM169 116H170V115H169ZM195 116H196V115H195V113H194V117H195ZM212 116H213V115H212ZM216 116H217V114H216ZM248 116H249V115H248ZM114 117H115V116H114ZM125 117H126V116H125ZM127 117H128V119L130 118L129 116H127ZM139 117H140V116H139ZM162 117H163V116H162ZM165 117H166V116H165ZM185 117H186V116H185ZM188 117H189V116H188ZM241 117H242V116H241ZM249 117H250L251 121L254 122L255 124H256L257 122L260 123V120H263V119H264V101H261L259 106L256 105V106H254V107L251 109V114H250ZM110 118H111V117H110ZM141 118H142V117H141ZM159 118H160V117H159ZM167 118H168V117H166V120L168 121ZM179 118H181V116H180ZM223 118H224V117H223ZM142 119H143V118H142ZM142 119H141V120H142ZM157 119H158V118H157ZM173 119H174V118H173ZM195 119H196V118H195ZM217 119H218V118H217ZM110 120H111V119H110ZM125 120H126V118H125ZM145 120H146V119H145ZM151 120H152V118H151ZM181 120H182V119H181ZM213 120H214V119H212L211 121H213ZM222 120H223V119H222ZM104 121H106V120H104ZM218 121H219V120H218ZM234 121L236 122V121H239V120L236 118ZM109 122H110V121H109ZM168 122H169V121H168ZM173 123H175V122H173ZM204 123H205V122H204ZM216 123H217V122H215V124H216ZM254 123H253V124H254ZM259 123H258V124H259ZM263 123H264V121H263ZM108 124H109V123H108ZM159 124H160V123H159ZM162 124H163V121H162L161 125H162ZM166 124H167V123H166ZM169 124H170V123H169ZM169 124H168V125H169ZM199 124H200V122H199ZM202 124H203V123H202ZM206 124H207V123H206ZM206 124H204V125H206ZM112 125H113V123H112ZM172 125H173V124H172ZM179 125L182 126L181 123H180ZM256 125H257V124H256ZM162 126H164V125H162ZM165 126H166V125H165ZM212 126H213V125H212ZM168 127H169V126H168ZM173 127H174V126H173ZM182 127H183V126H182ZM185 127H186V126H184L183 128H185ZM202 127H203V126H202ZM205 127H206V126H205ZM113 128H114V127H113ZM160 128H162V127H160ZM176 128H177V125H176ZM186 128H187V127H186ZM197 128H198V127H197ZM206 128H207V127H206ZM108 129H109V128H108ZM181 129H182V128H181ZM200 129H201V128H199V131H200ZM207 129H208V128H207ZM217 129H218V128H217ZM104 130H105V129H104ZM110 130H112V128H111ZM167 130H168V129H167ZM185 130H187V129H185ZM189 130H190V129H189ZM204 130H205V129H204ZM204 130L202 129V131H204ZM159 131H160V129H159ZM161 131H162V129H161ZM163 131H165V130L163 129ZM163 131H162V132H163ZM169 131H170V130H169ZM175 131H177V130H175ZM195 131H196V130H195ZM211 131H212V130H211ZM170 132H171V131H170ZM173 132H174V131H173ZM186 132H187V131H185V135H187ZM175 133H176V132H175ZM177 133H178V132H177ZM177 133H176V135H178ZM191 133H192V132H191ZM191 133H190V134H191ZM194 133H196V132H194ZM194 133H193V134H194ZM215 133H217V130H214V129H213V131H212V134H213V136H212V138H213L212 141L215 140V139L218 137V136H216ZM117 134H118V133H117ZM190 134H189V135H190ZM201 134H202V132H201ZM206 134H207V133H206ZM208 134H209V133H208ZM124 135H125V134H124ZM174 135H175V134H174ZM189 135H188V136H189ZM191 135H192V134H191ZM194 135H195V134H194ZM199 135H200V134H199ZM199 135H198V136H199ZM252 135H253V134H252ZM125 136H126V135H125ZM168 136H169V135H168ZM192 136H193V135H192ZM196 136H197V135H196ZM244 136H245V135H244ZM185 137H186V136H185ZM185 137H184V138H185ZM249 137H250V136H249ZM263 137H264V136H263ZM130 138H131V137H130ZM171 138H172V137H171ZM182 138H183V137H182ZM127 139H128V138H127ZM172 139H173V138H172ZM188 139H189V138H188ZM192 139H194V138H192ZM220 139H221V138H220ZM250 139H251V138H250ZM250 139H249V140H250ZM257 139H258V138H256V140H257ZM130 140H131V139H130ZM200 140H201V139H200ZM222 140H223V139H222ZM251 140H252V139H251ZM251 140H250V141H251ZM132 141H133V140H132ZM165 141H166V140H165ZM174 141H175V140H174ZM176 141H177V138H176ZM191 141H192V140H191ZM212 141H210L209 143L205 144L204 146H194V147L192 146L193 148H191V149H190V148H187V147H184V146L179 147V148H182V150L180 149V151H181V152H180V153H181L180 156H181V157H180L179 166L176 167V170H173V171H172V172H171V173H170L165 179L163 178L164 181L161 182V183L159 184V187H158V188H162V186L167 185V183L169 182V180H170L171 178L179 177V176H181V175L187 174V173L191 172V170H192L193 168H196L195 166H196L198 163H200L201 161H203V160L206 159L205 157H207V155H208V154H207V151H208V148L211 146V142H212ZM220 141H221V140H220ZM250 141H249V142H250ZM253 141H254V140H253ZM129 142H130V141H129ZM129 142H128V143H129ZM178 142H179V141H178ZM125 143H126V142H125ZM169 143H170V142H169ZM181 143H182V142H181ZM183 143H184V142H183ZM183 143H182V144H183ZM233 143H234V142H233ZM253 143H254V142H253ZM135 144H136V142H135ZM170 144H171V143H170ZM172 144H174V142H173ZM136 145H137V144H136ZM200 145H201V144H200ZM138 146H139V145H138ZM257 146H258V145H257ZM174 147H175V146H174ZM176 147H177V146H176ZM224 147H225V146H224ZM252 147H253V146H252ZM258 147H259V146H258ZM258 147H256V148H258ZM253 148H254V147H253ZM171 149H173V147H172ZM174 149H175V148H174ZM245 149H246V148H244V151H245ZM254 149H255V148H254ZM258 149H259V150H258ZM258 149H257V150L255 149V151H260V152H263V151H264L263 149H262L263 151H261L260 148H258ZM46 150H47V149H46ZM177 150H178V149H176L175 151H177ZM226 150H227V149H226ZM247 150H248V148H247ZM128 151H129V150H128ZM171 151H174V150H171ZM260 152H259V154H260ZM174 153H175V152H174ZM178 153H179V150H178ZM152 154H153V153H152ZM166 154H167V153H166ZM172 154H173V153H171V155H172ZM251 154H252V153H251ZM148 155H149V154H148ZM163 155H165V154H163ZM253 155H254V154H252V156H253ZM256 155H258V154H256ZM177 156H178V155H177ZM252 156H251V157L249 156V158H252ZM260 156H261V155H260ZM260 156H259V157H260ZM153 157H156V158H157V156H154V155H153ZM158 157L161 158L162 155H160V156H158ZM163 157H165V156H163ZM166 157H167V156H166ZM241 157H242V156H241ZM247 157H248V156H247ZM160 158H159V159H160ZM167 158H168V160L171 159V158H169V156H168ZM243 158H244V157H243ZM254 158H256L255 160H257L258 162H262L261 159H260V161H259L258 158H257V156H255V155H254ZM254 158H253V160H254ZM165 159H166V158H165ZM172 159H173V157H172ZM175 159H176V158H175ZM175 159H174V160H175ZM177 159H178V158H177ZM244 159H246V158H244ZM160 160H161V159H160ZM171 161H172V160H171ZM154 163H155V162H154ZM174 163H176V162H174ZM262 163H263V162H262ZM172 164H173V163H172ZM250 164H251V163H250ZM252 164H253V163H252ZM260 164H261V163H260ZM173 165H174V164H173ZM248 165H249V164H248ZM261 165H262V164H261ZM170 166H171V165H170ZM250 166H251V165H250ZM250 166H249V167H250ZM256 166H257V165H256ZM138 167H139V165H138ZM168 167H169V166H168ZM231 167H232V166H231ZM244 167H245V166H244ZM245 168H246V167H245ZM166 169H168V168H165V170H166ZM253 169H254V166H253ZM260 169H261V168H260ZM162 170H163V169H162ZM162 170L159 169V172H162ZM218 170H219V169H218ZM222 170H223V169H222ZM242 170L244 171V169H242ZM246 170H249V169H246ZM254 170H255V169H254ZM261 170H262V169H261ZM207 171H208V170H207ZM207 171H206V172H207ZM256 171H257V170H256ZM143 172H144V171H143ZM143 172H142V173H143ZM155 172H157V171H155ZM155 172H154V173H155ZM200 172H201V171H200ZM203 172H204V171H203ZM203 172H202V173H203ZM206 172H205V173H206ZM232 172H233V171H232ZM240 172H241V171H240ZM248 172H249V171H248ZM122 173H123V172H122ZM149 173H150V172H149ZM233 173H234V172H233ZM233 173H232V174H233ZM250 173H251V172H250ZM252 173H253V172H252ZM258 173H259V172H258ZM136 174H137V173H136ZM160 174L162 175V174H164V173L162 172V173H160ZM222 174H223V173H222ZM230 174H231V173H230ZM253 174H254V173H253ZM153 175H154V174H153ZM155 175H156V174H155ZM234 175H235V174H234ZM239 175H240V174H239ZM255 175H256V172H255ZM137 176H138V175H137ZM140 176H141V175H140ZM148 176H149V175H148ZM150 176H151V175H150ZM211 176H212V175H211ZM213 176H214V175H213ZM213 176H212V177H213ZM240 176H241V175H240ZM243 176H244V175H243ZM251 176H252V175H251ZM257 176H258V175H257ZM142 177H143V176H142ZM146 177H147V175H146ZM157 177H158V176H157ZM160 177H161V176H160ZM208 177L210 178V175H209ZM218 177H219V176H218ZM224 177H225V176H224ZM252 177H253V176H252ZM154 178H155V177H154ZM233 178H234V177H233ZM242 178H243V177H242ZM138 179H139V177H138ZM248 179H249V178H248ZM157 180H159V178H157ZM228 180H229V179H228ZM251 180H253V179H251ZM152 181H153V180H151V182H152ZM248 181H249V180H248ZM151 182H150L149 184H151ZM107 183H108V181H107ZM152 183H153V182H152ZM250 183H251V182H250ZM110 184H111V183H110ZM142 184H143V183H142ZM142 184H141V185H142ZM135 186H136V185H135ZM137 187H138V186H137ZM139 188H140V187H138V189H139ZM145 188H147V187H145ZM145 188H144V189H145ZM138 189H136L137 192H138ZM141 189H142V188H141ZM173 190H174V189H173ZM139 191H140V189H139ZM168 191H169V189H168ZM170 191H171V190H170ZM176 191H178V190H176ZM140 192L143 193L142 190H141ZM133 193H134V192H133ZM160 193H161V192H160ZM167 193H168V192H167ZM158 194H159V193H158ZM134 195H135V194H133V196H134ZM141 195H142V194H141ZM176 195H177V194H176ZM136 196H137V194H136ZM161 196H162V195H161ZM163 197H164V196H163ZM135 198H136V197H135ZM156 198H157V197H156ZM153 199H154V198H153ZM169 199H170V198H169ZM171 199H172V196H171ZM160 200H161V199H160ZM165 201H166V198H165ZM168 201H169V200H168ZM137 202H138V201H137ZM170 202H171V201H170ZM150 203H151V202H150ZM187 203H189V202H187ZM132 204H133V203H132ZM132 204H131V205H132ZM137 204H138V203H137ZM146 204H147V203H146ZM157 204L159 205V203H157ZM164 204H165V203H164ZM168 205H169V204H168ZM132 206H133V205H132ZM138 206H140V205H138ZM153 206H154V205H153ZM156 206H157V205H156ZM159 206H160V205H159ZM161 206H162V205H161ZM192 206H193V205H192ZM126 207H127V206H126ZM130 208H131V206H130ZM154 209H155V207H154ZM170 209H171V208H170ZM125 210H126V209H125ZM133 210H134V209H133ZM135 210H136V208H135ZM135 210H134V211H135ZM157 210H158V209H157ZM134 211H133V212H134ZM164 211H165V210H164ZM126 212H127V211H126ZM164 213H165V212H164ZM123 214H124V212H123ZM160 214H161V213H160ZM160 214H158V218H159ZM139 215H141V214H139ZM150 216H151V215H150ZM161 216L163 217V215H161ZM127 217H128V216H127ZM133 217H134V216H133ZM136 217H137V216H136ZM151 217H152V216H151ZM128 218H129V217H128ZM134 218H135V217H134ZM149 218H150V217H149ZM158 218L156 217L155 219L158 220ZM132 219H133V218H132ZM145 219H146V218H145ZM169 219H170V218H169ZM212 219H213V218H212ZM120 220H121V219H120ZM129 220H130V219H129ZM132 221H133V220H132ZM153 221H155V220H153ZM166 221H167V220H166ZM110 222H111V221H110ZM150 222H151V221H150ZM111 224H112V223H111ZM125 224H126V223H125ZM145 224H146V223H145ZM145 224H144L143 226H146ZM118 226H119V225H118ZM118 226H117V227H118ZM156 226H158V225H156ZM112 227H113V226H112ZM109 228H111V227H109ZM109 228H108V229H109ZM143 228H144V227H143ZM158 228H159V227H158ZM111 229H112V228H111ZM111 229L108 231V234H109L108 237H109V238H108V237H105V238H108L107 240L111 239L110 236L113 234L112 232L110 233ZM116 229H117V228H116ZM154 229H155V228H154ZM92 230H93V229H92ZM113 230H114V227H113ZM83 231H84V230H83ZM114 231H115V230H114ZM146 231H147V230H146ZM106 233H107V232H106ZM159 233H160V232H159ZM145 234H146V233H145ZM104 235H105V233H104ZM106 235H107V234H106ZM157 235H158V234H157ZM181 235H184V234H181ZM127 236H128V235H127ZM142 236H143V234H142ZM145 236H146V235H145ZM148 236H149V234H148ZM177 236H179V234H178ZM187 236H188V235H187ZM160 237H161V236H160ZM182 237H184V236H182ZM165 238H166V237H165ZM143 239H144V238H143ZM170 239H171V238H170ZM179 239H180V237H179ZM104 240H105V239H104ZM104 240H103V241H104ZM147 240H148V238H147ZM150 240H151V239H149V242H150ZM68 241H69V240H68ZM122 241H123V240H122ZM73 242H74V241H73ZM79 242H80V241H79ZM83 242H85V241H83ZM83 242H82V243H83ZM141 242H142V241H141ZM0 243H1V242H0ZM123 243H124V242H123ZM127 243H128V242H127ZM144 243H146V239H145V242H144ZM147 243H148V241H147ZM150 243H151V242H150ZM155 243H156V242H155ZM155 243H154V244H155ZM72 244H73V243H72ZM103 244L106 245V243H104V242H103ZM141 244H142V243H141ZM151 244H152L153 246H156V244L154 245L153 242H152ZM79 245H80V244H79ZM86 245H87V244H86ZM133 246H134V245H133ZM145 246H146V245H145ZM90 247H91V246H90ZM103 247H104V246H103ZM127 247H128V246H127ZM139 247H140V246H139ZM141 247H142V246H141ZM141 247H140V248H141ZM147 247H148V246H147ZM156 247H157V246H156ZM85 248H86V247H85ZM140 248H139V249H140ZM142 248H143V247H142ZM149 248H151V245L149 246ZM197 248H198V247H197ZM200 248H201V247H200ZM136 249H137V248H136ZM144 249H145V248H144ZM91 250H92V249H91ZM105 250H106V249H105ZM150 250H152V248H151ZM167 250H168V249H167ZM12 251H13V250H12ZM92 251H93V250H92ZM122 251H123V250H122ZM137 251H138V250H137ZM3 252H4V251H3ZM13 252H14V251H13ZM85 252H87L86 254H88V249H87V250L85 249ZM85 252H83V253H85ZM89 252H90V251H89ZM151 252H152V251H151ZM186 252H187V251H186ZM186 252H185V254H186ZM50 253H51V252H50ZM92 253H93V252H90L89 254H92ZM99 253H100V252H99ZM145 253H147V252H145ZM172 253H173V252H172ZM89 254H88V257L90 256ZM93 254H94V253H93ZM93 254H92V255H93ZM96 254H97V253H96ZM92 255H91L90 257H92ZM128 255H129V254H128ZM132 255H133V254H132ZM143 255H145V254H143ZM143 255H142V257H144ZM149 255H151V254H149ZM50 256H52V255H50ZM75 256H77V255H75ZM95 256H97V255H95ZM138 256H139V255H137L136 258H137ZM140 256H141V254H140ZM177 256H178V255H177ZM180 256H181V255H180ZM184 256H185V255H184ZM184 256L182 255V257H184ZM142 257H140V258H142ZM158 257H159V256H158ZM160 257H161V256H160ZM77 258H78V257H77ZM92 258H93V257H92ZM92 258H90V259H92ZM96 258H97V257H96ZM96 258H95V259H96ZM147 258H148V256H147ZM73 259H74V258H73ZM73 259H72V262L74 263V260H75V259H74V260H73ZM78 259H79V258H78ZM93 259H94V258H93ZM95 259H94V260H95ZM137 259H138V258H137ZM10 260H11V259H10ZM17 260H18V259H17ZM54 260H55V259H54ZM167 260H168V259H167ZM25 261H26V260H25ZM35 261H36V260H35ZM77 261H78V260H77ZM77 261H76L75 263H76V264H79L78 262H80V261L82 262L83 260H79L78 262H77ZM134 261H135V260H134ZM134 261H133V262H134ZM145 261H146V260H145ZM186 261H187V260H186ZM4 262H5V261H4ZM68 262H69V260L67 261L66 264H68ZM72 262L70 261L69 264L72 263ZM75 263H74V264H75ZM170 263H171V262H170ZM170 263H169V264H170ZM182 263H183V262H182ZM40 264H41V263H40ZM63 264H64V263H63ZM80 264H82V263H80ZM83 264H85V262H83ZM87 264H88V263H87ZM133 264H135V263H133ZM166 264H167V263H166ZM174 264H176V263H174ZM183 264H184V263H183Z\"/></svg>",
	"mask_w": 264,
	"mask_h": 264
}]
</instances>
